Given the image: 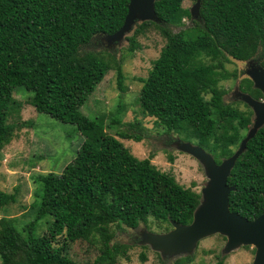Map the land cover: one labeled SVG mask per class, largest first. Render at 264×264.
<instances>
[{"label": "trees", "instance_id": "trees-1", "mask_svg": "<svg viewBox=\"0 0 264 264\" xmlns=\"http://www.w3.org/2000/svg\"><path fill=\"white\" fill-rule=\"evenodd\" d=\"M129 3L0 0V154L17 128L32 124L9 123L20 111L13 95L18 87L33 92L31 103L38 112L75 125L84 136L62 172L36 175L41 187L40 200L32 203L33 220L20 227L14 217L0 218L2 264H80L69 255V245L77 241H99L94 264H113L132 246L117 239L113 225L126 231L147 226L150 217L169 224L193 219L200 194L160 170L152 162L154 150L137 157L117 137L151 140L154 136L142 121H123L122 107L107 125L104 117L92 119L81 111L113 68L103 55L110 50L101 38L123 26ZM155 11L158 21L136 23L127 36L130 51L141 48L138 37L151 27L166 38L147 78L141 79V111L155 118L164 129L158 135H166L168 143L174 134L194 141L221 163L244 138L241 130L247 129L248 117L226 100L227 91L219 83L237 77L226 69L232 60H255L264 69V0H201L199 18L182 0H157ZM116 69L124 92L120 63ZM239 87L255 99L264 97L251 78H243ZM108 127L117 128V136ZM169 159L175 157L170 154ZM228 183L235 187L230 193L232 211L249 219L264 212V125L249 139ZM12 201L16 195L0 189V214ZM51 214L56 219L53 233L65 231V246L54 252L56 257L37 248L40 241H48L37 234L39 222ZM25 251V258L14 261ZM141 259L147 261V254L142 252ZM193 259L187 254L160 264H190Z\"/></svg>", "mask_w": 264, "mask_h": 264}, {"label": "rangeland", "instance_id": "rangeland-1", "mask_svg": "<svg viewBox=\"0 0 264 264\" xmlns=\"http://www.w3.org/2000/svg\"><path fill=\"white\" fill-rule=\"evenodd\" d=\"M182 4L191 9L195 1L182 0ZM143 21L145 20L136 19L131 31L127 32L121 40L112 39L109 41L106 37L101 38L102 45L110 50V53L104 52L103 55L111 62L113 68L90 95L81 111L92 119L104 117L107 125L111 121V114L122 107L123 121H142L154 136L151 140L143 139L138 142L133 139L120 138L116 135L117 128L108 127L107 131L121 139L137 157H148L154 150L156 155L152 162L160 170L175 176L180 184L200 194L202 200V190L209 182L204 164L193 155L177 148L176 141L182 138L174 134L173 143H168L166 135L159 136L158 134H162L164 129L156 123L154 117L145 116L140 108L139 98L143 85L141 79L147 78L154 61L160 56L161 50L166 44V38L154 27H151L138 37L141 48L136 51L128 50L127 36L132 34L136 23ZM185 21L187 24L189 23L187 18ZM204 61L211 62L207 58ZM118 63L125 75L126 90L124 92L119 89L116 69ZM257 67L258 64L254 60H232L226 63V69L236 72L237 77L221 80L219 83L227 91L226 100L246 112L248 117L247 129L241 130L245 135L244 138L236 146H232L235 152L257 122L258 111L243 99L244 93L239 87L241 80L251 78L250 70ZM13 95L21 105L19 113L10 116L9 123L31 121L32 124L17 128L13 140L5 146L0 154V189L16 195V201L3 207L0 218L4 215L14 217L19 226L24 227L25 223L35 217L36 211L32 209V203L36 199L40 200L37 192L41 183L36 181V175L51 171L62 172L65 165L76 155L84 136L75 125L62 122L50 114L38 112L31 103L32 91L18 87L14 90ZM192 143L198 145L194 141ZM170 154L175 157L174 161H170ZM55 222V216L52 214L39 222L37 234L42 238L45 236L48 241H40L37 248L50 252L56 257L54 252L62 250L66 240L65 231L53 233ZM172 228L173 224L159 222L153 217H150L147 226L142 224L138 229L119 231L113 225L111 229L117 234V239L132 244L128 253L120 256L113 264H160L162 260L175 261L179 257L178 255L169 260L151 245L141 243L142 233L145 230L166 233ZM227 242L228 237L222 233L206 236L197 243L192 253L194 259L190 264H253L257 251L254 245L243 244L226 252ZM99 247V241H95V243L77 241L69 245V255L80 264H94L100 253ZM142 252L147 254V261L141 259ZM27 254L26 251L19 254L14 261L25 258ZM184 255L186 254H181V256ZM0 264H2L1 257Z\"/></svg>", "mask_w": 264, "mask_h": 264}, {"label": "water", "instance_id": "water-1", "mask_svg": "<svg viewBox=\"0 0 264 264\" xmlns=\"http://www.w3.org/2000/svg\"><path fill=\"white\" fill-rule=\"evenodd\" d=\"M156 1L130 0L123 26L106 38L109 41L121 40L139 18L158 21ZM200 8L201 0H196L191 8L194 18L200 17ZM250 76L255 87L264 94V69L258 64L257 68L250 70ZM242 97L258 111L257 122L232 156L218 163L214 156L200 145L182 139L176 141L177 148L193 155L204 164L209 182L202 190L203 199L195 209L191 223L181 224L172 220L173 228L166 233L143 231L141 243L151 245L164 257L192 254L201 239L214 233H222L228 237L226 252L243 244H252L257 248L253 264H264V212L254 219H249L230 209V193L235 187L229 185L228 178L249 139L264 125V98L257 100L248 93H244Z\"/></svg>", "mask_w": 264, "mask_h": 264}, {"label": "flooded vegetation", "instance_id": "flooded-vegetation-1", "mask_svg": "<svg viewBox=\"0 0 264 264\" xmlns=\"http://www.w3.org/2000/svg\"><path fill=\"white\" fill-rule=\"evenodd\" d=\"M255 61V60H254ZM264 98V97H263ZM263 98H261V99H257V100H263Z\"/></svg>", "mask_w": 264, "mask_h": 264}]
</instances>
